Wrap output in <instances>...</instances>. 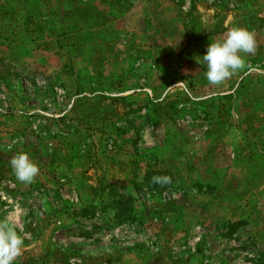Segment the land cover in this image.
Wrapping results in <instances>:
<instances>
[{"label": "rangeland", "instance_id": "obj_1", "mask_svg": "<svg viewBox=\"0 0 264 264\" xmlns=\"http://www.w3.org/2000/svg\"><path fill=\"white\" fill-rule=\"evenodd\" d=\"M81 1L83 13L92 12L86 0ZM144 3L152 16L155 13L157 19H166L168 23L163 28L157 26V34L149 30L146 35L147 46H163L156 50L159 54H133L128 63L129 84L136 89V95L127 105L134 104L135 113L127 114L116 103L115 113L109 119L106 115L95 116V126L87 127L85 117L75 120L74 113H68L66 93L55 81L56 76L51 74V82L37 70L33 74L39 76L35 77L33 87L18 90L24 92L20 99L23 109L35 105L37 110L22 112L26 118L21 127L11 121V92L0 97L4 118L0 122V220L7 219L18 233L27 234L22 255L15 264H41V249L50 258V264H82L88 259L98 264L111 254L117 256L131 249L142 251L158 264H264V0H122L118 10ZM172 16L179 17L180 23L186 22L190 32L187 39L177 25L179 21H171ZM233 27L256 34V51L246 57L248 67L238 72L249 80L238 81L235 74L219 86L209 85L206 78L203 80L206 66L202 56L210 42L222 39ZM203 31L213 37L206 40V47L197 49L196 41ZM23 68H5L4 75L10 83L19 76L27 78ZM234 83L240 88L234 94L236 108L244 113H249L250 107L257 108L259 120L257 154L254 155V145L250 146L253 177L249 170L244 179L239 178L243 167L239 173L235 170L243 164L235 161L229 131L224 130V134L217 136L219 140L206 144L211 136H216L215 126H219L222 117L229 128L235 119H241L235 111V99L221 98ZM144 93L149 94L147 98ZM207 94L218 96L215 101L194 105L198 97ZM222 109L225 112L221 115ZM78 120L83 122L81 126H75ZM153 122L159 125L153 126ZM164 122L169 125L161 127ZM247 122L243 118L241 123L246 127ZM174 126L188 134L194 148L191 154L174 152L170 136L172 130L175 132ZM107 135L114 138L115 146L110 139L103 144ZM249 135L257 139L256 133ZM162 149H167L168 169L177 171L180 182L159 191L144 187L135 190L137 184L143 183L145 166L160 167L153 159L163 154ZM205 151L207 155L201 159L200 153ZM18 153H27L40 168L30 184L20 182L10 166L11 158ZM217 155L232 166V172L223 171L220 178H213L219 181L220 191L213 192L216 182L208 186L212 192L205 187L195 188L194 184L200 182L188 179L194 173L204 172L203 168L212 167ZM103 186L104 196L93 197L97 201L92 215L87 221L79 217V205L90 203L94 190ZM113 188L115 192L111 194L108 189ZM231 189L235 193L227 195ZM116 202L130 205L132 213L119 215ZM202 204L204 220L195 214L196 220L190 221L193 224L177 223V209L191 211ZM236 209L241 210L242 217L235 221L234 214L222 222L217 215ZM225 224L228 231L223 229ZM93 226L97 228L92 229Z\"/></svg>", "mask_w": 264, "mask_h": 264}, {"label": "crops", "instance_id": "obj_2", "mask_svg": "<svg viewBox=\"0 0 264 264\" xmlns=\"http://www.w3.org/2000/svg\"><path fill=\"white\" fill-rule=\"evenodd\" d=\"M147 1L148 0H144V2ZM81 5L83 4L80 0H34L33 2L28 1L25 8H21L16 11L14 17H12L11 14L5 15V17H8V20H5L0 16V97L2 98L6 96V92H11L9 94L11 95L12 106L14 105L11 121L15 126L18 125V128L21 127V123H24L23 120L26 118L22 112L35 113V111H37L35 105H29L28 108L23 109V102H21L20 99L22 97L21 94H24V92L18 91L23 88L28 89L29 86H32L35 82V77L39 76V73L33 74L36 70L37 72H40V75L46 74V77L49 78L51 82H54L51 78V74L56 76L55 81L62 87V89H64L66 93L67 102H65L66 109H69L68 113H74L77 115L79 113L85 114L90 112L91 114H96L99 110H104V106H108L107 108H111V111L115 113L113 108L116 103L120 105L122 111L127 114H133L136 112L133 110L134 104L127 105V101L132 100V98L136 95L133 94V91L136 89L129 84L130 74L127 68L129 67L128 63H130L133 58V54H136V57L139 55L149 56L148 52L151 53V51L154 53L156 52L154 56L159 54L156 50L163 49V46L157 45L156 43L155 45H150L151 47L147 46L148 38L146 35L149 30H153L154 33L157 34V31H159L160 28L165 27L168 21L163 18L157 19L155 13H153L152 16V14H150L145 8V6L147 7V3H144L143 5L139 4L138 6L131 7L129 9L115 10V8L107 6L104 0L103 2L101 0H86V6H88L92 12H85L82 16H80L77 12L80 9L83 11V7L81 8ZM23 17L28 18L27 22L23 23ZM129 20H132L133 22H129ZM142 20H144V22L140 24V21ZM174 20L179 21V17L172 16L171 21L173 22ZM177 25L181 26L184 37L187 39L190 32H187L186 22H183L182 20V22L180 23L179 21ZM196 27L197 26H195V28ZM193 28L194 25L192 27V31ZM176 29H178V27ZM213 35L218 36L219 34ZM211 36L212 34L210 32L207 33L203 31L202 36L196 41L197 44L195 46L197 49L206 47V40ZM189 44L191 43L189 42ZM119 46L121 48L117 51V47ZM192 49L194 50V47ZM151 55L153 56L152 53ZM15 65L24 66V74L25 72L28 73V77L23 78V80L21 79V76H19L14 82L10 83V78L4 75V72L6 71L4 69H13ZM237 75L239 78L238 81L241 78L249 80L247 75L241 77L237 73L235 78H237ZM205 78L206 77H204L203 80ZM226 81L228 82V80ZM20 83L23 84L18 85ZM124 83L126 86L122 87V84ZM237 89L240 88H237L234 83L232 84V87H230L229 91H225L223 97L221 96L222 99H235V108L238 107L235 105L236 98L234 95L237 94ZM142 95L147 98L149 94L144 93ZM217 96L218 95L216 94H207L202 97H198L194 105L215 101ZM192 97L194 99V96ZM87 99L90 103H92L90 111L87 110L83 104L84 100L86 101ZM160 99L161 98L159 97L157 101ZM109 101L112 102L111 105V102ZM153 102L156 103V101ZM1 110L2 104L0 102V122L4 119H2ZM239 110L240 109L238 108L235 109L236 113L238 112L240 114L237 116L242 119L244 112H239ZM249 110L252 112V118L255 119V116L257 117V108L250 107ZM251 121L254 120H250V122ZM74 123L75 126H77L78 123L79 126H81L83 122L75 121ZM165 123L166 122L160 124L161 127L169 125ZM251 123H253L254 129H256L255 133L257 139L251 138L257 142L254 145L255 155L257 154V145L259 142V131L256 127L259 125V120ZM91 124V128H93L92 126H95L93 125L95 123ZM1 125L0 133L2 130ZM242 127H244L243 124ZM174 128L175 132L172 130V133H170V136L172 135L171 140L173 142L172 145L174 152L177 155L186 153L191 154L194 148L188 134H185L184 131H178L175 126ZM215 129L216 132L213 134H216V136L224 134V130L219 126H215ZM251 131L253 130L251 129ZM228 134L233 137L232 133ZM212 141V138H209L206 144L210 145ZM252 143L251 145H253ZM250 149L252 153L253 149L251 147ZM165 150L167 149H162L163 154L161 155L164 159L163 161L165 162L164 168H166L168 172H171L174 176L176 171L168 169L166 163V160L168 159L165 155ZM206 153V151L203 154L200 153L202 155L200 158L204 159L207 155ZM220 155H217L218 161H216L217 157L213 160L215 164H213L212 167L209 165L208 167L203 168L204 172H199L197 175L194 173L188 181L193 182L196 180L202 184H214V182H216V185L214 184L216 191H213L212 189L211 192L213 191L214 193H217L220 191L221 186L219 185V181H214L213 178H220V173L223 171L232 172L230 171L232 167L229 166L230 163H225L226 159H222ZM240 164H243V166L235 169L239 173L241 167H243V172L239 173V178L244 179V177L248 175L249 170L250 177H253V164L248 171L245 170L244 162H240ZM175 167L178 169L177 166ZM201 174H203V176H201ZM175 177H173L174 182L177 184L180 182V177ZM96 192L97 190H94L91 202L85 204V206L94 208V204H96L97 200L93 197L98 196L100 198L104 196L103 193L99 196ZM113 192L115 191L110 193L112 194ZM226 193L227 195H230L235 193V190L231 189L230 192L227 190ZM79 206L80 208L78 210H80V212L78 216L85 218L87 221V217L91 215L83 216L81 211L84 210V203H81ZM129 206L130 205H123L122 209L118 208L117 210L120 211L119 215L123 216L126 214V216H128L131 214L132 209ZM197 207L198 208L194 207L193 209H190L191 211L186 209H177V223L181 222L186 226L191 225L193 222L190 221L196 220L195 214L202 216V220H204V213L202 211L204 204ZM232 214H234V217H232L234 221L242 217L240 209H236L232 213L223 214L220 212V214L218 213L217 215L222 222V220H224L223 218ZM112 216H115L114 212ZM79 222H82V220L79 219ZM112 224V226L116 225V223ZM108 226H110V224H108ZM95 228L97 227H92V229ZM44 247L45 245H43V248ZM40 252V255L42 256L39 259L40 263L50 264V258L48 256L45 257V253L42 249ZM98 262V264H158V262L154 259L151 260L147 254L143 255L142 251L137 252L132 249L131 252L122 253L117 256L111 254L110 256L105 257L103 261L99 260ZM23 264H36V262L30 261ZM82 264L95 263L92 262L91 259H88L83 261Z\"/></svg>", "mask_w": 264, "mask_h": 264}, {"label": "clouds", "instance_id": "obj_3", "mask_svg": "<svg viewBox=\"0 0 264 264\" xmlns=\"http://www.w3.org/2000/svg\"><path fill=\"white\" fill-rule=\"evenodd\" d=\"M256 34L243 27L231 28L222 39L210 42L202 62L206 66L205 77L209 85L219 86L248 65L246 57L254 54ZM16 178L25 184L34 182L40 173L39 166L27 153H18L10 160ZM151 183L160 186L172 183L169 176H153ZM7 219L0 220V264H15L22 255L25 236Z\"/></svg>", "mask_w": 264, "mask_h": 264}, {"label": "trees", "instance_id": "obj_4", "mask_svg": "<svg viewBox=\"0 0 264 264\" xmlns=\"http://www.w3.org/2000/svg\"><path fill=\"white\" fill-rule=\"evenodd\" d=\"M28 1L33 2L34 0H0V16L2 18H4L5 20H8V17H5V15H7V14H11L12 17H14L16 11L20 10L21 8H25V5L28 3ZM82 2L83 1H81V3ZM118 3H122V0H109V1H106V5L107 6H112L113 8H115V10H118ZM86 12H89V11H86ZM77 14L82 16L84 13L80 9L77 12ZM23 19H24L23 23H25V22H27L28 18L27 17L26 18L23 17ZM241 80H243V79L241 78L240 81ZM85 89H87V88H85ZM87 90H89V89H87ZM120 100H122V99H120ZM109 102H111V101H109ZM83 104L85 105L84 107H86L87 110L90 111L92 103H90L89 100L87 99L86 101L84 100ZM111 104H112V102L110 103V105ZM107 107L104 106L103 107L104 110H99L96 114H91L90 112H87L85 114H82V113H79L77 115L74 114L75 115V120H77L79 117H85L84 120L87 121V127H88L91 123H93L96 120L95 116L102 117L103 115H106V119H109V117H110L109 115H113V112L111 111V108H107ZM224 112H225V110L222 109L221 110V115ZM247 112H249V113L245 112L246 114L244 113L245 115H244V117H242V119L244 118L245 120L248 121L247 124H246V127H242V123H241L242 119H240V120L239 119H237V120L235 119L233 121V124H231L230 128L227 127V126H229V123H227V120L225 118H223V117H222V121H220L218 123V125H219V127L221 129L225 130L226 132L229 131L230 134L232 133V135H233V140H232L233 145H231V148H232V150L235 153L234 155L236 156L235 161L236 162H244L246 171H248L251 168L252 164H253V167H254V161H253V159L251 157L250 146H251L252 141H253V143H252L253 145H255L257 142L254 141L253 139H251V137L249 135V132H253V133L256 132V129H254L253 123H251V122H254V121L258 120L256 116H255V119L252 118L251 110L247 111ZM253 116H254V114H253ZM228 117H229V115H228ZM232 117L233 116L231 115V118ZM250 120H254V121L250 122ZM78 121L80 122V120H78ZM157 123L158 122H153V126L159 125ZM221 124H223V125H221ZM250 129H252L253 131H251ZM109 136L110 135H107L108 138L102 139L103 144H107L106 140L110 139V144H112V146H115L114 138L113 137H109ZM219 137L211 136L212 140H219L220 139ZM257 151H258V149H257ZM153 160H154V163L158 164L160 167L159 168H155V169H150L149 166H145L146 169L144 167V171L142 173V181H143V183L141 185H140V183L137 184L136 187H135V190H137V188L144 187V188H146L148 190H153V191H157L158 190L159 191V190H164V189L174 185V183H173L174 182V178L173 177L176 176L175 178H177V176H179L177 171L175 172L176 174L174 176H172L170 173H168L167 172L168 170L166 168H164L165 162L163 161L164 159L161 156L154 157ZM153 176H169V177H171L172 183L169 184V185H165V186H160L158 184H153V183H151V180H152ZM208 186H209V184H206V185L205 184H200V183L194 184V187L197 188V189H199L201 187L202 188L205 187L208 192H211L212 189L208 188ZM114 189L115 188L108 189V191L112 192V191H114ZM104 192H105V188L103 186V187L97 188L96 194L101 196L102 193H104ZM110 195L111 194H109L108 197ZM115 204L117 205V207L119 209H122L123 203L116 202ZM93 209L94 208H90L89 206H85L84 207V211H81V214L83 216L92 215ZM222 226H223V229L228 231L227 224L222 225Z\"/></svg>", "mask_w": 264, "mask_h": 264}]
</instances>
